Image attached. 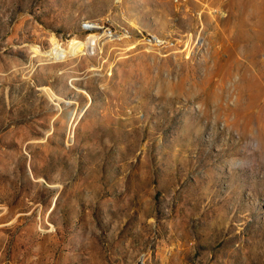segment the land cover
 Listing matches in <instances>:
<instances>
[{"label": "rangeland", "instance_id": "rangeland-1", "mask_svg": "<svg viewBox=\"0 0 264 264\" xmlns=\"http://www.w3.org/2000/svg\"><path fill=\"white\" fill-rule=\"evenodd\" d=\"M0 264H264V0H0Z\"/></svg>", "mask_w": 264, "mask_h": 264}, {"label": "bare ground", "instance_id": "bare-ground-1", "mask_svg": "<svg viewBox=\"0 0 264 264\" xmlns=\"http://www.w3.org/2000/svg\"><path fill=\"white\" fill-rule=\"evenodd\" d=\"M97 27L99 25L96 24ZM100 39V35L92 34L86 39H80L78 37L72 38L66 45L54 41L53 47L49 50V55L54 59L60 57H70L86 54L93 51L96 44Z\"/></svg>", "mask_w": 264, "mask_h": 264}]
</instances>
